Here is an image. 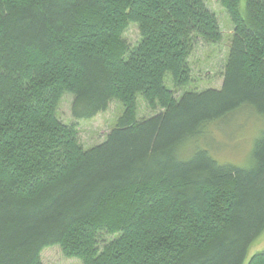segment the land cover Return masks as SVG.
Wrapping results in <instances>:
<instances>
[{"label":"trees","instance_id":"16d2710c","mask_svg":"<svg viewBox=\"0 0 264 264\" xmlns=\"http://www.w3.org/2000/svg\"><path fill=\"white\" fill-rule=\"evenodd\" d=\"M218 1L234 25L222 88L176 99L166 79L188 87L195 44L223 40L204 0H0V264L52 246L81 264H245L264 232V130L248 167L188 151L229 116L264 119V0ZM66 94L77 121L123 105L103 143L59 121ZM140 96L159 113L138 120Z\"/></svg>","mask_w":264,"mask_h":264},{"label":"rangeland","instance_id":"374dc122","mask_svg":"<svg viewBox=\"0 0 264 264\" xmlns=\"http://www.w3.org/2000/svg\"><path fill=\"white\" fill-rule=\"evenodd\" d=\"M204 1L218 19L223 40L217 45H209L201 40L195 44L189 59L192 82L188 87L176 89L171 78L166 79L167 87L174 92L176 99L188 91L220 90L223 85V74L229 55L234 25L228 12L218 0ZM245 8L246 2L242 1L241 10L245 11ZM124 38L132 47L136 46L140 41L138 27L131 25ZM138 99V120L154 116L161 110L159 107L156 110L151 109L141 96ZM73 100L71 94H66L63 97L56 112L59 121L65 125H76L80 142L85 149L103 143L123 114V105L113 101L106 112L99 114L94 119L77 121L72 116ZM209 130V133L197 139L190 146L189 156L200 148L208 150L219 163L248 167L255 141L264 130V119L247 112L239 113L220 121L217 126L210 127ZM261 252H264V232L249 247L245 264H248L253 256ZM41 258L43 264H81V261L77 259L66 257L59 246L44 249Z\"/></svg>","mask_w":264,"mask_h":264}]
</instances>
